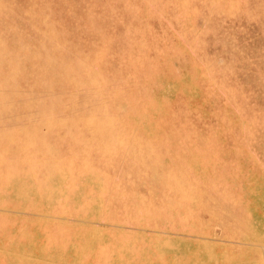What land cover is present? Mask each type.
I'll return each instance as SVG.
<instances>
[{
  "label": "rangeland",
  "instance_id": "rangeland-1",
  "mask_svg": "<svg viewBox=\"0 0 264 264\" xmlns=\"http://www.w3.org/2000/svg\"><path fill=\"white\" fill-rule=\"evenodd\" d=\"M0 264H264V0H0Z\"/></svg>",
  "mask_w": 264,
  "mask_h": 264
}]
</instances>
